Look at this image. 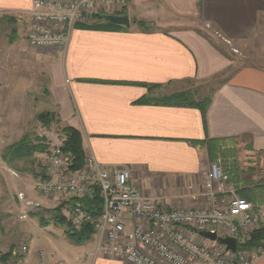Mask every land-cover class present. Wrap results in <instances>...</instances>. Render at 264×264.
<instances>
[{"label": "crops", "instance_id": "1", "mask_svg": "<svg viewBox=\"0 0 264 264\" xmlns=\"http://www.w3.org/2000/svg\"><path fill=\"white\" fill-rule=\"evenodd\" d=\"M262 1L126 0L122 12L128 17L127 26L108 27L102 18L110 14L103 13L94 16L92 24L74 25L63 51L32 49L42 57L44 73L51 80L48 94L53 111L48 113L60 126L75 128L85 154L103 167L130 169V182L148 197L168 207L209 208L204 186L209 140H224L220 149L232 161L234 145L264 159V70L242 68L218 83L210 90L204 115L197 107L158 101L175 94L177 84L208 83L229 69L226 56L195 29L205 27L231 44L249 40L256 35L264 12ZM31 9L32 0H0V17H9L11 32L25 42ZM3 62L0 59V93L11 81ZM5 168L0 166V207L6 205L2 201ZM36 176L37 181L41 175ZM19 194L18 202L23 199ZM217 197L226 200L230 195ZM50 199L57 200L55 205L64 203L65 209L66 199ZM33 205L41 208L31 199L21 206ZM255 208L259 222H264V205ZM21 247L6 250L0 241V254L11 251L10 258ZM26 248L23 264H41L39 252L47 256V264H54L53 257L65 264H127L115 258H93V248L83 253L82 245L65 251L47 245L32 253ZM249 264H264V251Z\"/></svg>", "mask_w": 264, "mask_h": 264}, {"label": "built area", "instance_id": "2", "mask_svg": "<svg viewBox=\"0 0 264 264\" xmlns=\"http://www.w3.org/2000/svg\"><path fill=\"white\" fill-rule=\"evenodd\" d=\"M125 5L126 0H32L27 45L35 50L63 51L74 25L92 24L97 14L120 13ZM39 157L42 170L34 186L36 192L47 198L67 199L66 218L72 229L93 226V258H115L127 264H249L261 253L237 249L238 243L258 227L259 216L249 202L235 195L232 186H227L220 158L209 164L204 176L210 207L182 209L148 197L130 182V169L105 168L91 154H85L84 166L78 171L71 169V158L59 147ZM95 192L101 198V208L92 216L81 200L94 197ZM221 194L230 197H217ZM201 232L235 239L236 251L203 238ZM26 253V246H22L0 264H23ZM38 258L41 264L48 263L43 252ZM53 259L54 264H65Z\"/></svg>", "mask_w": 264, "mask_h": 264}, {"label": "rangeland", "instance_id": "3", "mask_svg": "<svg viewBox=\"0 0 264 264\" xmlns=\"http://www.w3.org/2000/svg\"><path fill=\"white\" fill-rule=\"evenodd\" d=\"M142 20L146 21V18ZM133 21L131 19L132 23ZM172 22L176 23V21ZM13 28L9 17H0V59L4 61V65L11 73L10 86L0 93V166L14 172L12 174L6 168L2 169L7 185L2 187V201L6 200V205L3 202L0 207V241L6 245V250L11 246L27 245L29 252L32 253L36 248L53 245L56 251H65L77 245L68 237L67 225L57 221L58 217H67L68 212L63 208L56 209L59 206L55 205L57 200L39 195L34 188L36 175H41L42 170L39 154L28 159L10 160L7 152L8 146H12L23 138L33 141L34 145L40 141L44 142L49 150L59 147L62 140L61 126L58 123H52L45 128L37 119L39 114L53 111L52 99L48 94L51 80L48 74L44 73L46 64L42 57L34 52L36 50L32 51L27 45L23 36L11 32ZM256 28L257 32L253 38L233 44L226 42L205 27L195 29L196 33L206 37L226 56L230 61V67L208 83L193 81L177 84L175 94L184 92L190 94L194 100H205L209 97L211 89L232 76V73L237 70L247 67L264 70V12L260 14ZM231 149L235 160L232 161V158L228 157L222 163H236V167L245 172L249 182L264 184V159L246 154L243 146L234 145ZM212 162L209 160V164ZM19 193L23 194L24 200L18 202ZM53 198L56 199V197ZM25 199L37 202L41 208L34 205L22 207ZM23 214L27 216V219L20 218ZM93 243L94 236L78 246L82 245L81 250L85 253L92 250ZM243 250L247 253L261 251L260 248L249 247Z\"/></svg>", "mask_w": 264, "mask_h": 264}, {"label": "trees", "instance_id": "4", "mask_svg": "<svg viewBox=\"0 0 264 264\" xmlns=\"http://www.w3.org/2000/svg\"><path fill=\"white\" fill-rule=\"evenodd\" d=\"M119 15H126L125 12L119 13ZM99 16V15H98ZM103 23L108 27H118L117 25L109 22L107 16H103ZM138 24H142L139 22ZM145 100H140L139 103H143ZM149 101V100H148ZM158 103L163 105L172 106V105H182L189 107H197L200 109L204 115L206 107L210 103V98L205 100H194L190 94L180 92L173 94L164 98H161ZM54 114L43 112L37 116L38 121L42 124L43 127L48 128L52 123H55ZM62 140L59 148L63 153L68 155L71 158L73 171L81 170L85 163V152L82 147L81 135L73 127L70 126H61ZM28 138L20 139L17 143L12 146H8L7 152L10 155L9 159H28L32 158L35 154H41L49 150V147L44 142L32 143ZM225 143L224 140H209L206 143L208 159L215 161L220 158L222 161L227 160L224 156L223 151L220 149L221 145ZM5 156H7L5 154ZM223 171L227 177V183L231 184L235 190V193L238 194V197L249 202L254 211L257 205H264V187L262 182L258 184L249 182V179L245 177V172L236 167V163L222 164ZM82 207L92 216L99 214L101 198L99 194L95 192L94 197L85 198L81 200ZM64 203L57 206L56 209L62 208ZM57 221L61 224L68 223L66 217H58ZM68 237L77 245L84 243L89 240L93 234V226L89 224H84L79 230H74L71 227L67 226L66 229ZM249 247L260 248L261 252L264 251V222H259L258 227L246 235V240L243 243H238V251ZM11 251L7 253L0 254V261H5L9 258Z\"/></svg>", "mask_w": 264, "mask_h": 264}, {"label": "water", "instance_id": "5", "mask_svg": "<svg viewBox=\"0 0 264 264\" xmlns=\"http://www.w3.org/2000/svg\"><path fill=\"white\" fill-rule=\"evenodd\" d=\"M107 20H109L111 23L116 24V25H121V26H127L128 25V17L123 15V16H116V15H108ZM67 226L70 227L69 223H67ZM200 235L208 239L210 241H215L217 240L219 243L222 245L226 246V249L229 250L230 252H235L237 248V243L236 240L230 237H217L215 233H209V232H201Z\"/></svg>", "mask_w": 264, "mask_h": 264}]
</instances>
